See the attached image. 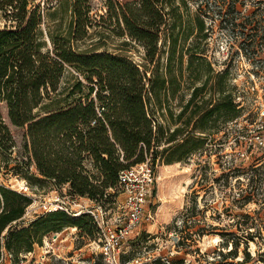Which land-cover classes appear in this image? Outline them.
<instances>
[{"label":"trees","instance_id":"16d2710c","mask_svg":"<svg viewBox=\"0 0 264 264\" xmlns=\"http://www.w3.org/2000/svg\"><path fill=\"white\" fill-rule=\"evenodd\" d=\"M247 1L105 0L104 10L94 12L89 0H59L46 9L31 0H0L6 21L0 28V150L8 157L17 144L2 103L9 121L25 129L20 160L11 166L8 158L6 170L30 180L34 167L54 185H67L70 194L101 204L113 201L120 172L132 165L189 163L198 155H216L220 172L199 160L186 205L168 229L176 232L185 254L205 235H219L218 257L205 259L211 264H235L242 246L241 262L252 260L250 242L260 240V212L244 209L260 204L253 172L262 164L224 158L223 140L206 148L211 136L225 132L250 152L252 143L244 139L264 129L262 124L226 131L245 106L229 70H216L208 59L215 25L238 42L237 52L264 54V0H250L256 9L239 21ZM252 16L259 18L249 26ZM136 47L142 48V62L134 57ZM224 188L229 204L221 212L211 199ZM32 202L28 192L0 181V264H8L5 252L10 264H20L48 233L67 225L99 236L86 211L46 210L25 223ZM208 208L215 209L214 219L225 214L228 224L208 223ZM134 255L122 252L120 264H130ZM261 257L258 252L257 260ZM140 264L190 262L155 257Z\"/></svg>","mask_w":264,"mask_h":264},{"label":"rangeland","instance_id":"374dc122","mask_svg":"<svg viewBox=\"0 0 264 264\" xmlns=\"http://www.w3.org/2000/svg\"><path fill=\"white\" fill-rule=\"evenodd\" d=\"M32 5L39 4L43 9L57 6L59 0H31ZM94 12H102L104 10L105 0H89ZM246 7H240L242 16L238 19L244 21L245 17L251 15L256 9L251 1H247ZM66 16V20H67ZM259 16H252L251 20H247L246 24L252 26V22L256 21ZM6 21L0 10V28L5 25ZM53 24L48 18L47 24ZM220 20H217V24ZM255 24V23H253ZM260 24V23H259ZM210 51L208 59L213 63L216 70H229L231 81L238 88L240 96L237 98L242 105L245 106L243 114L237 120L228 124L227 132L230 133L232 128L247 125L249 128H257L264 124V54L262 56H248L245 53L237 52L239 46L234 38H229L220 32L218 25L214 26L213 36L210 39ZM142 48L134 49V57L138 62H142ZM187 74V72H185ZM188 95H186V98ZM179 102V101H177ZM176 102V103H177ZM2 113L10 125L13 136L16 140L17 147L12 155L0 150V181L4 184L24 192H28L33 197V202L27 208L25 214V223H28L38 217L42 212L45 204L56 203L68 208L71 213L86 211L93 205L100 206V210L105 213V219L110 224H119L125 219L123 208L124 195L122 190H117L111 202L102 201L101 204L91 201L87 197L75 196L70 194L68 186H56L52 181L40 176L34 167H31L34 173L30 176V180L24 179L21 175H15L6 170V161L10 158L11 166H14L20 160L21 146L24 142L25 129L14 126L8 118L7 107L1 104ZM250 120H255L257 124H250ZM246 137L248 144L252 143V151L246 152V146L236 144L235 138L229 134L226 137L225 132L213 135L207 141L206 148L210 151L220 140L225 154L224 158L236 157L237 162L245 165L250 163L262 164L260 169L254 171V186L260 188V204L256 202L250 203L244 211L254 213L256 209L260 212V240L250 242V250L252 260L241 262L244 258L243 246L240 249L239 256L233 260L235 264H264V129L249 132ZM258 157L255 160V156ZM200 159H205L204 163H209L217 171L220 172V163L216 155L209 158L208 155L195 156L189 163L175 162L172 164H158L155 166L156 181L154 190L149 198L148 207L152 209L154 219L144 222L138 229L128 235L122 247V252H135L134 259L130 264H140L143 261H150L155 257L164 259L186 257L190 264H211L208 260L218 257L220 236L215 234L205 235L199 240L198 245H193V251L185 254L184 250L180 251L178 246V235L174 230L168 229V225L173 219L180 214L187 202V195L191 192L190 185L193 182V175L198 166ZM222 160V159H221ZM224 163V162H223ZM225 164V163H224ZM246 180L244 186L247 188ZM28 182V183H27ZM30 185V187L28 186ZM28 187V188H26ZM197 188H200L197 186ZM228 188L218 190L217 195L212 198L215 209L223 211L225 202V192ZM110 192L115 190L110 189ZM200 199L205 194L202 190ZM202 204L203 202L200 201ZM215 209L208 208L205 210L208 223L220 224L221 226L228 224V217L223 214L222 219L212 218L211 214L216 215ZM239 211V210H238ZM98 235L88 236L81 233L77 226H64L60 232H50L43 239V245L36 244L33 252L23 254L20 264H105L102 257L100 241ZM147 240V241H145ZM200 252H198V250ZM227 249H224L226 251ZM258 252L261 254V260H257ZM6 262L11 263L8 252H5ZM208 258L206 261L205 259ZM231 260V259H229Z\"/></svg>","mask_w":264,"mask_h":264},{"label":"built area","instance_id":"2783aa9c","mask_svg":"<svg viewBox=\"0 0 264 264\" xmlns=\"http://www.w3.org/2000/svg\"><path fill=\"white\" fill-rule=\"evenodd\" d=\"M155 181L156 172L149 160L132 165L120 172L119 188L124 195L123 208L126 217L119 224L107 222L100 206L93 205L86 210L98 225V239L105 264H120L122 247L128 235L144 222L154 219L153 211L148 207V201L154 190ZM57 208L69 211L68 208L57 203L45 204L43 211ZM79 213L81 212L76 214Z\"/></svg>","mask_w":264,"mask_h":264}]
</instances>
